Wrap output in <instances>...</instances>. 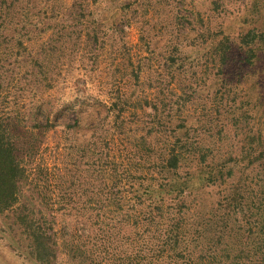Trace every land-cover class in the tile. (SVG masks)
I'll return each instance as SVG.
<instances>
[{
  "label": "rangeland",
  "instance_id": "obj_1",
  "mask_svg": "<svg viewBox=\"0 0 264 264\" xmlns=\"http://www.w3.org/2000/svg\"><path fill=\"white\" fill-rule=\"evenodd\" d=\"M0 127L33 173L0 213V264H216L228 194L243 186L250 218L262 190L264 0H0ZM177 137L178 177L202 157L232 177L187 192L166 251L167 218H134L149 201L118 188L125 169L161 180ZM34 236L53 259L35 257Z\"/></svg>",
  "mask_w": 264,
  "mask_h": 264
},
{
  "label": "trees",
  "instance_id": "obj_2",
  "mask_svg": "<svg viewBox=\"0 0 264 264\" xmlns=\"http://www.w3.org/2000/svg\"><path fill=\"white\" fill-rule=\"evenodd\" d=\"M224 48L227 46L224 44ZM223 60L225 54H222ZM225 61V60H224ZM186 128V126H182ZM260 139V138H258ZM181 137H177L174 146L169 148L165 155L158 160V174L161 180L144 185L140 182V175L135 174L131 170H123V178L119 179L121 188L119 195H127V198L135 205H142L144 201H149L148 209L140 214H134V218H167V223L163 227L161 233V247L166 251H175L181 243V236L184 233L185 220L181 215L183 202L186 200L187 192L196 183L205 184V186L213 184L226 183L227 179L232 177L231 170L228 174H223L220 167L213 164H204V158H197V164L193 171L186 177H178V172L184 161L180 152L176 148H180L179 143ZM15 142L11 138V133L7 129L0 127V213L11 209L23 196L24 185L30 184L33 175L29 173L28 168L22 163L16 153ZM251 146V144H249ZM264 153L261 148L257 149L252 164L259 177L262 190L256 195L257 203L255 210L246 218L244 215V201L239 186L233 187L232 193L226 198L225 212L219 213L216 222L219 226V232L216 233L215 247L222 245V240L226 239L222 252H217L213 248V253L209 254V259L216 260V264H264ZM111 171L116 172L119 164L113 158L110 160ZM32 172V171H31ZM117 177V175H115ZM122 183V184H121ZM260 187V189H261ZM182 195L176 203L174 210L170 202L167 203L172 196ZM259 195V196H258ZM167 196L169 200H166ZM130 197V198H129ZM133 204V205H134ZM145 206V205H144ZM133 207V206H132ZM101 209V208H99ZM97 210L98 212L100 210ZM221 209H219L220 211ZM138 212V211H136ZM241 213L243 218L236 217ZM147 219V220H149ZM49 237L34 236V253L38 260H51L54 257L53 250L48 240ZM237 239L236 244L233 240ZM233 244L235 246H233ZM165 251V252H166Z\"/></svg>",
  "mask_w": 264,
  "mask_h": 264
}]
</instances>
